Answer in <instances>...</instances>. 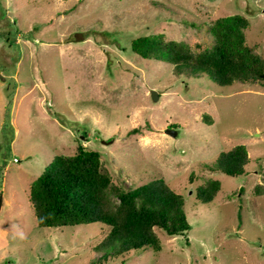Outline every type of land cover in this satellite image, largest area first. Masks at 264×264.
<instances>
[{"label": "rangeland", "instance_id": "374dc122", "mask_svg": "<svg viewBox=\"0 0 264 264\" xmlns=\"http://www.w3.org/2000/svg\"><path fill=\"white\" fill-rule=\"evenodd\" d=\"M236 14L250 20L247 43L264 57V0H0V264L101 258L94 248L106 226L40 228L30 201L53 159L81 144L126 189L166 180L192 227L175 237L157 229L160 252L107 264H264V83L177 77L131 48L162 33L201 51L214 43L210 26ZM237 145L251 158L244 176L207 168ZM209 180L221 191L202 204L195 191Z\"/></svg>", "mask_w": 264, "mask_h": 264}, {"label": "trees", "instance_id": "16d2710c", "mask_svg": "<svg viewBox=\"0 0 264 264\" xmlns=\"http://www.w3.org/2000/svg\"><path fill=\"white\" fill-rule=\"evenodd\" d=\"M183 23L198 26L188 21ZM250 25V20L240 14L217 19L209 28L214 43L201 51L182 41L170 40L162 33L138 37L132 41L131 48L143 59L171 64L177 77H197L201 73L221 87L236 82L263 84L264 57L258 46L247 43L246 31ZM205 122L211 125L209 116ZM250 162L248 148L237 145L221 152L215 166L207 168L240 177L247 173ZM220 191V181L209 180L197 187L195 193L200 203L209 204ZM30 201L40 228L96 223L106 226L103 240L94 248L101 258L92 264H107L143 251L160 252L162 242L157 229L175 237L184 236L192 228L184 197L166 180L155 179L126 189L114 182L101 153L82 144L73 155L53 159L33 182Z\"/></svg>", "mask_w": 264, "mask_h": 264}, {"label": "water", "instance_id": "95a60500", "mask_svg": "<svg viewBox=\"0 0 264 264\" xmlns=\"http://www.w3.org/2000/svg\"><path fill=\"white\" fill-rule=\"evenodd\" d=\"M152 97H153V100L154 101H157L158 98H159V95L156 92L153 91L152 92ZM166 133L169 134V135H171V136H173V137L177 136V131L176 130L167 129L166 130Z\"/></svg>", "mask_w": 264, "mask_h": 264}, {"label": "clouds", "instance_id": "9594fccd", "mask_svg": "<svg viewBox=\"0 0 264 264\" xmlns=\"http://www.w3.org/2000/svg\"><path fill=\"white\" fill-rule=\"evenodd\" d=\"M20 235H21V239H23L24 238L23 233H21Z\"/></svg>", "mask_w": 264, "mask_h": 264}, {"label": "built area", "instance_id": "2783aa9c", "mask_svg": "<svg viewBox=\"0 0 264 264\" xmlns=\"http://www.w3.org/2000/svg\"><path fill=\"white\" fill-rule=\"evenodd\" d=\"M0 194H1V191H0Z\"/></svg>", "mask_w": 264, "mask_h": 264}, {"label": "crops", "instance_id": "0c3cea01", "mask_svg": "<svg viewBox=\"0 0 264 264\" xmlns=\"http://www.w3.org/2000/svg\"><path fill=\"white\" fill-rule=\"evenodd\" d=\"M2 201H3V199H2ZM2 204V203H1Z\"/></svg>", "mask_w": 264, "mask_h": 264}]
</instances>
